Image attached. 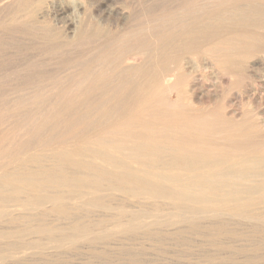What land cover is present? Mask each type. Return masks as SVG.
Here are the masks:
<instances>
[{
	"label": "bare ground",
	"instance_id": "bare-ground-1",
	"mask_svg": "<svg viewBox=\"0 0 264 264\" xmlns=\"http://www.w3.org/2000/svg\"><path fill=\"white\" fill-rule=\"evenodd\" d=\"M68 1L78 4L77 0ZM55 2L11 0L10 5L19 8L34 4L35 10L31 13L35 14L38 10L44 12ZM145 2V8L141 7L136 15L120 11L115 20L113 17V20L98 19L103 26L112 20L115 28L113 31L108 28L112 34L100 43L101 63H97L99 70L93 83H89L90 87L84 85L89 87L86 94L98 93L97 110L66 115L84 92L71 95L70 91V97L61 93L67 100L59 113L65 112L66 117H59L57 113L52 121V115L48 118L45 127V124L43 127L35 124L32 132L26 130L29 134L49 128L54 130L56 139L63 134L65 138L79 134V140L72 143L64 139L48 142L54 147L63 144L65 149L40 150V142L38 150L36 145L26 149L30 144L24 138L22 144L18 143L21 144L18 152L10 147L16 155L8 154L6 140L11 115L2 97L4 94H0V259L5 256L8 244L9 216L22 219L30 212L43 210L45 216L61 217L71 215L73 210L110 209L104 198L115 197L116 193L118 197L120 193L147 201L164 200L178 212L170 213V217L178 214L186 221L195 218L211 224L213 218L222 215L220 210L221 215L216 214L214 208L230 201L237 202L230 207L238 211L248 203L245 201L252 205L259 201L263 204L259 209L264 213V0ZM75 20L70 19L63 30L76 28ZM84 91L87 92L86 88ZM26 131L23 135L30 137ZM41 151L54 159L56 167L30 171L23 162L18 165L16 156L30 154L24 158L26 162H34ZM15 164L22 166V172L17 171L21 175L9 171ZM67 167L70 171H66ZM247 205L245 211L251 204ZM226 208L230 214L229 207ZM253 208L258 210L256 206ZM146 219L144 210L133 209L130 218L121 224L126 230H132L135 228L132 223ZM115 223L110 224L112 228L121 225L119 221ZM35 227L30 228L35 230ZM98 228L76 224L73 234L67 236H58L59 233L54 234L49 228L36 231L46 233L50 241L64 244Z\"/></svg>",
	"mask_w": 264,
	"mask_h": 264
},
{
	"label": "rangeland",
	"instance_id": "rangeland-1",
	"mask_svg": "<svg viewBox=\"0 0 264 264\" xmlns=\"http://www.w3.org/2000/svg\"><path fill=\"white\" fill-rule=\"evenodd\" d=\"M10 1L11 0H0V11L2 12H0V94H4L2 97L5 99L11 115L8 120L9 128L7 131L10 134L9 136L7 135V140H13L12 142L6 140V151L8 154L14 155L18 152L22 142L26 139H29L26 144H30L26 149H29L30 146H37V144L42 145H40L41 148L40 146L35 147L37 150L39 148L41 150L52 147L53 150L65 149L64 147L66 146L63 144L55 145L54 147L48 145V142L52 144L54 140L63 141L64 139L67 143H72L71 141L75 142L79 140V137H77L79 134L70 137L66 135V138L63 134L56 139V136L53 135L55 134L54 130L49 128H41L42 130L36 133L28 134V132H32L31 129L35 126L43 127L45 124V127L51 115L54 116V118L51 116V121L55 119L57 113L59 117L64 116L65 112L63 115L61 114L62 112L59 113L67 100V98L64 97L65 95H62L63 93L70 97L73 93H78V91L81 93L84 92L80 100L77 99L79 97L76 98L77 100L75 99L76 102H78L73 106L74 108L72 107L70 109L71 112L70 110L67 111L69 113H66V115L77 114L84 111V113L87 111H89L87 113H90L97 110V107H99L96 105L99 99L98 93H96L97 91H95L97 95L92 94L90 96V93H86H88L89 90L87 88L90 87L89 83H93L92 80L94 79V75L99 70L97 63L98 65L101 63V59L98 58V55H101V53H98L100 52V46H102L101 44L104 43L106 37H109V33L112 34L108 28L111 27L113 31L115 22H112V20L117 17L120 11H123L125 15H136L143 7L145 8V1L148 0L75 1L76 3L78 2L79 5L71 4L68 0H55L56 2L47 10H44V12H41L43 10H38L40 12L37 11L35 14L31 13L32 10H35L33 3H31L33 5L26 4L23 5V7L13 8L12 5H10ZM159 1V4L163 1L165 4H168L166 0ZM23 2L24 1L20 3ZM79 2L82 4L80 5ZM114 12L116 13L113 14ZM89 16L94 18L91 19ZM106 17L110 19L113 17L109 22L114 25L110 26L108 23L109 25L103 26L99 23L100 18L106 19ZM70 19H76V28H78L76 29L72 26V30H66V33L63 28ZM85 22L87 25H85ZM88 23H92V25ZM83 29L86 31V34ZM72 34H74V36ZM96 45L99 48H97ZM75 56L81 57L76 58ZM87 65L88 68L86 67ZM78 71H80V74ZM91 76L93 77L91 78ZM87 80L89 81L87 82ZM77 81L79 83H77ZM68 82H71V85ZM72 83L74 86H72ZM67 84H69V86ZM78 84L81 89L77 87ZM85 84L89 87H84ZM85 88L87 92L84 91ZM54 97L60 101H56ZM62 98L63 100H61ZM244 101H246V99ZM51 103L54 108L56 107L55 109ZM44 117L47 119H44ZM38 120L42 122L39 123ZM43 120L45 121L44 123ZM25 131L30 137L27 136V138L23 135ZM13 138L17 139L15 140ZM38 142H40V144ZM18 143H21L20 146ZM10 147L14 150L17 149V152ZM33 150L34 148L30 151L34 152ZM41 152L36 155V157H41L40 160L39 157H35L38 160L35 159L34 162L28 161V163L24 158V154L23 156L21 155V158L20 155L16 156L19 164L17 161L16 163L21 165L23 162V166L25 164V167L28 165L26 169L30 171H36L45 166L48 168L56 167V165L53 164L55 162L54 159L48 158V156L46 157V153ZM28 155L30 154L25 155L26 158L29 157ZM17 164H15V167L9 169L12 174L15 173L14 175H18L22 172L20 168L22 166H17ZM67 169L70 171L68 167L66 171ZM117 195L118 193H116L115 197L107 196L104 198L111 205L110 209L88 208L73 210L71 215L68 214L67 216L61 217L55 216L56 214H46L45 216L43 210L34 211L33 213L30 212L29 215H26L22 219H16V216H9V222L7 224L10 234H8L9 245L7 244L8 248L6 246L5 256L0 259V264H264V213L259 209V207L263 205L259 204V201L258 203L254 201V205L249 201H245V204L248 202L247 204L252 205H250L246 211L244 208L246 209L248 207L247 204V206L243 205L244 207L241 211H238L234 210L232 206L230 207V205L234 207L237 202L230 201L233 204H230V202H220V206H217L224 208L227 204L230 214H228L229 211H227V206L225 207L226 210H224L225 208L223 210L220 208L218 209L216 206L214 209H216L215 211H217V213H215L220 214L222 212V215L220 214V217L213 218V224H209L202 220H195V218H191L187 220V222L178 214L176 217L173 216L178 212H176L168 202L161 199H152V202L151 199L147 201V199H138V197L131 196L130 198V196L128 197L127 195L125 197V194L120 195L119 193L121 197ZM135 198L136 200H131ZM156 202L157 204H155ZM255 206L260 211V214L263 213L262 215H259L257 209L254 210L253 207ZM133 209L135 211L144 210L148 219L144 221L145 223L141 221L138 222V220L135 222L133 221V225H130L135 226V228L126 230L127 227L125 228V225L123 226L122 224H125V220L130 218ZM152 209L155 210L152 211ZM219 210L221 212H219ZM243 210L245 212H242ZM225 211H227V214ZM231 212L237 213L236 216L230 217L235 215L231 214ZM250 212L258 214L252 216L253 214L250 215ZM170 213L174 214H171L170 217ZM238 215L240 217H237ZM177 216H179V220H177ZM256 216L261 219L256 218ZM193 220H195V222H193ZM118 221L120 224L122 223L120 226L117 224L119 228H112L111 225L116 224L115 222ZM76 224L99 228L84 237L82 236V238L80 237L71 242H63L64 244L55 240L50 241L46 233L37 232V228H49L53 229L54 234L59 233L58 236L60 234L67 236L68 234H73L72 228ZM32 225L36 226L35 230L34 228H30Z\"/></svg>",
	"mask_w": 264,
	"mask_h": 264
}]
</instances>
